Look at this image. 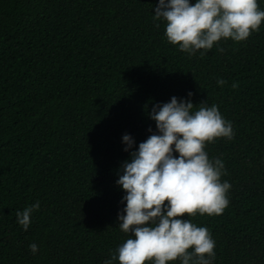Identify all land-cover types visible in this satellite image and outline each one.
<instances>
[{"label":"trees","instance_id":"trees-1","mask_svg":"<svg viewBox=\"0 0 264 264\" xmlns=\"http://www.w3.org/2000/svg\"><path fill=\"white\" fill-rule=\"evenodd\" d=\"M157 3L0 0V264L110 258L128 238L116 224L122 136L134 151L155 132L152 105L189 92L234 132L205 147L224 163L228 206L190 219L215 241L214 264H264V21L246 41L189 56L153 21ZM36 201L24 231L16 211Z\"/></svg>","mask_w":264,"mask_h":264},{"label":"clouds","instance_id":"clouds-1","mask_svg":"<svg viewBox=\"0 0 264 264\" xmlns=\"http://www.w3.org/2000/svg\"><path fill=\"white\" fill-rule=\"evenodd\" d=\"M153 11V21L164 24L167 42L189 56L200 50L204 55L214 46L222 52V40L246 41L264 21L258 0H158ZM191 95L154 103L148 118L155 132L134 151V139L122 136L123 150L130 154L115 181L124 193L116 224L128 238L103 264H214L215 241L190 217L218 216L228 206L231 185L221 179L224 163L209 158L205 147L220 138L231 140L234 132L215 104L194 106ZM39 208L36 201L16 211L22 230H28ZM28 248L33 255L39 251L36 243Z\"/></svg>","mask_w":264,"mask_h":264}]
</instances>
